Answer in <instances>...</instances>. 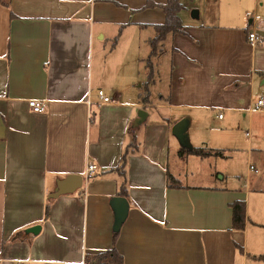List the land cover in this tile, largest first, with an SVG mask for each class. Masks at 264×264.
Segmentation results:
<instances>
[{"label": "crops", "instance_id": "obj_1", "mask_svg": "<svg viewBox=\"0 0 264 264\" xmlns=\"http://www.w3.org/2000/svg\"><path fill=\"white\" fill-rule=\"evenodd\" d=\"M167 1L0 0V264H97L114 246L112 199L122 185L130 202L115 245L122 264L264 260V107L253 110L264 96V43L248 40L253 30L264 38V0H183V32L165 40L167 94L156 72L145 96L142 31L150 53L155 25L166 21L151 4ZM99 89L110 102L100 103ZM30 99L45 100V111H32ZM186 115L190 137L225 154L201 165L244 154L246 173L235 163L219 180L183 182L171 164L172 128ZM71 174L82 186L51 198ZM237 200L246 203L244 229L233 228Z\"/></svg>", "mask_w": 264, "mask_h": 264}, {"label": "rangeland", "instance_id": "obj_2", "mask_svg": "<svg viewBox=\"0 0 264 264\" xmlns=\"http://www.w3.org/2000/svg\"><path fill=\"white\" fill-rule=\"evenodd\" d=\"M142 32H143L142 49L145 55L144 60H143V66L146 68L147 73L148 74L150 73L151 75L148 79L149 81L147 82V85L143 83L142 93L145 96L147 95L148 93L147 89H149L150 87L149 84L152 83L151 81L154 79L156 72H158V76L162 82L161 86H159L160 89H162L161 95L167 94L166 90L168 87V81L170 79V74H171V69H172L171 54H170L171 41L168 40L163 43L157 44V50L155 54L152 53V47H151V51L149 53V48H148L149 42L148 41L150 39H148V36L150 34V31L143 30ZM126 49H127V40H126V44L123 43L119 47L118 51L121 54V56L125 54ZM163 51L165 52V54H163ZM146 80L147 79L144 77H142L141 79V81L143 82H145ZM184 118L188 119V124L184 127V134L182 137H177L176 135L173 136V141L175 142H173L172 144L173 150H172V156H171L172 168H174L176 164L179 165V169L182 174L183 182L194 181L196 179L203 177L204 175H206L204 179L205 182L208 180L214 181V179L219 180L221 178V175H220L221 173L228 174L230 172H233L235 163L238 167V169L236 170L237 172H239L240 174L246 173L247 168H245L244 154H238L237 156H234V158H232L233 159L232 161L231 160H221V159L217 161L204 160L203 162L204 164L201 165L200 162H198L199 160H196V159H201L203 157L190 153L189 149L194 148V147L205 149L206 147L201 146V143H196V141H194L192 137H190V134L192 133V118L189 115H186ZM242 130H243L242 135H246V132H249L248 134L251 133L248 127H243ZM176 145H178V148L180 149V151L182 148H185L187 149V152H185L184 154H182L181 152L177 153L175 151ZM188 156H190L189 159L191 160L186 162L185 157H188ZM194 157H197V158H194ZM220 168H223L222 169L223 171L220 170ZM216 170L218 172H216ZM197 174H201V175L198 176ZM259 200L261 202L260 206H264V196H260ZM259 229H260L259 231H261V233L263 234V238H264V228H259ZM248 264H264V260H260V259L251 260L250 259Z\"/></svg>", "mask_w": 264, "mask_h": 264}, {"label": "trees", "instance_id": "obj_3", "mask_svg": "<svg viewBox=\"0 0 264 264\" xmlns=\"http://www.w3.org/2000/svg\"><path fill=\"white\" fill-rule=\"evenodd\" d=\"M153 5L161 7L166 14V21L163 24L155 25L156 35L151 40L152 53L155 54L157 50V44L163 43L166 40L168 34H176L183 32V23L180 17V12L184 9V3L183 0H168L164 4L152 3L151 6ZM189 151L190 153L201 157H208L212 155L225 157L224 151L221 149H211V148L204 149V148L194 147V148H190ZM180 152L184 154L185 152H187V149L182 148ZM127 156L128 153H125L123 155L122 158L123 165L126 164ZM168 182H169V186L180 187V182L170 173H168ZM119 196L126 197L127 199L129 197L128 190L124 188L123 185L119 191ZM231 207L233 210V228L244 229L247 219L245 201L244 200L234 201L233 203H231ZM49 210H50V204L46 208V218L49 216V212H50ZM119 235H120V230L113 231L114 246L111 249L101 252L96 256L97 264L123 263V257L115 246Z\"/></svg>", "mask_w": 264, "mask_h": 264}, {"label": "water", "instance_id": "obj_4", "mask_svg": "<svg viewBox=\"0 0 264 264\" xmlns=\"http://www.w3.org/2000/svg\"><path fill=\"white\" fill-rule=\"evenodd\" d=\"M188 124V119L183 118L172 128V133L177 137H182L184 134V127ZM83 183V176L80 174H71L68 175L66 178L62 179L58 182L57 187L55 190L50 194L51 198H57L62 194L72 193L76 189L80 188ZM112 206L115 211V223H114V230H120L123 223L127 219L130 202L126 197L123 196H115L112 199ZM39 229L40 226L33 227L32 230Z\"/></svg>", "mask_w": 264, "mask_h": 264}, {"label": "built area", "instance_id": "obj_5", "mask_svg": "<svg viewBox=\"0 0 264 264\" xmlns=\"http://www.w3.org/2000/svg\"><path fill=\"white\" fill-rule=\"evenodd\" d=\"M248 40L252 46H257V45L264 43V38L254 30L250 31L248 33ZM97 95L100 99V103L105 104V103L110 102V100H111L110 96H108L103 89H99L97 92ZM28 104H29L30 108L32 109V111H34L36 113L44 112L46 109V101L42 100V99H30L28 101ZM263 107H264V96L260 97L257 100V103H256L255 107L253 108V110L261 111ZM220 117H222L221 114H220ZM251 168H253V166H251ZM96 169H97V166L95 164H91L88 166L87 171L89 173H93L96 171ZM18 264H25V263H24V261H21Z\"/></svg>", "mask_w": 264, "mask_h": 264}]
</instances>
